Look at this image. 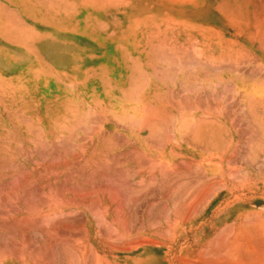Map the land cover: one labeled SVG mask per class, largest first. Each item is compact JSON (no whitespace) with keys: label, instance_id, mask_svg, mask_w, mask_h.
I'll use <instances>...</instances> for the list:
<instances>
[{"label":"crops","instance_id":"1","mask_svg":"<svg viewBox=\"0 0 264 264\" xmlns=\"http://www.w3.org/2000/svg\"><path fill=\"white\" fill-rule=\"evenodd\" d=\"M240 9L0 0V226L58 239L29 264H177L264 205V69L225 64L243 60L227 50L246 45ZM17 119L29 183L3 149ZM0 264H18L5 243Z\"/></svg>","mask_w":264,"mask_h":264},{"label":"rangeland","instance_id":"2","mask_svg":"<svg viewBox=\"0 0 264 264\" xmlns=\"http://www.w3.org/2000/svg\"><path fill=\"white\" fill-rule=\"evenodd\" d=\"M261 14L263 17L261 16ZM237 15H239L238 12L236 13V18H237ZM240 16H241V23H242V28H243L242 29V39L244 43H246V45H243L241 49L239 47H236V48L228 47L227 50L228 52L232 54H238V55L241 54L243 60L233 61L234 57L231 56V58H229L230 60H227L225 63L226 68L227 70H233V69L249 70L251 68L263 70L264 69V39H263L264 38V0H241ZM252 38L254 40H252ZM226 80H227V86H231L234 81L233 74L227 73ZM245 86L246 85H243L244 91L246 90ZM16 122L17 124L15 126L8 127L7 129V133L10 134L12 137V142H3V149L12 150L17 155L16 165L18 166V181L29 183V125H25L21 123L22 121H20L19 119H17ZM4 160L6 159H3V161ZM19 193L21 192L19 191ZM253 214L254 215L250 216V218L253 220V221L251 220L252 222H243L239 224V226H243L244 228L240 227V228L231 229L232 233H230L231 231L228 229L229 232L226 231L225 234L222 233L223 235L221 237L214 238L213 239L214 241L212 243L213 245L211 244L210 247L205 248V251L207 250L211 251L209 255H208V252H204L205 254L204 253L178 254L177 264H188V262L189 263L191 262L190 264L192 263L193 264H211V262H213V264L216 262H218L216 264H225L228 262L233 263V261L235 262V264L236 262L238 263L237 260H233L234 258L230 257V259L232 258L230 262V260L228 261L229 257L228 258L226 257L230 255L235 256L236 254L241 256L238 252H236L238 250L237 247L240 248V245L242 244L240 243L241 238H242L240 234L245 236L251 231H253V229H255V226L257 227L259 225V224H256L255 222L258 223L260 221L261 223H263L262 221L264 219V205L259 206L257 211ZM254 219L257 221H254ZM253 223H255V225H253ZM248 224L253 225V226L251 227ZM49 225H50L49 226L50 235L52 236L54 234L52 231V228L54 225L56 227L57 223H50ZM12 226L14 227V230L16 231L12 230V234L10 235L9 223H1L0 246H3L4 243L8 247L11 246L12 251H16L18 264H29V257L30 258L32 257L31 255L32 250L35 253L34 254L35 260L38 259L39 261H42L44 257H48L49 255L51 256L52 252L57 251V240H58L57 237L55 238L50 237L49 241L53 243L54 245L48 246L47 245L48 239H46V236H43L40 223H34V226L31 230H29V222H26V221H18L17 223H14V224L12 223ZM248 226L250 229L248 228V230H246L245 227H248ZM241 228H243L244 230ZM251 228L253 229L251 230ZM13 231L16 234H14ZM259 231L261 233V230ZM236 234L238 235V237ZM223 236L225 237L223 238ZM234 236L237 237V239ZM239 237H240V242L238 239ZM234 238L236 239V241L238 240L237 244L235 243L236 241ZM233 241L235 242L232 244ZM67 242H71V245L69 246L67 243L66 250L72 253V241H70L69 238H67ZM238 243L240 245H238ZM229 246H231L234 250L235 249L237 250L236 251L233 250V252L230 251L231 253L229 252L230 253L229 254L227 252L229 251V249H227L229 248ZM231 247L230 249H232ZM241 247L243 250L240 249V251H243V252L246 249H249L244 244H242ZM224 248L226 249V251L223 252ZM48 251H49V254H48ZM210 254L212 255V257L214 255V257L212 258ZM224 254L226 255L225 259L224 260L220 259L222 261L219 263V260H216V259H219V257L223 258L225 256ZM239 256L237 257L235 256L236 257L235 259H239L238 258ZM161 257L163 259L168 260L170 255L163 254L161 255ZM213 259H215L216 261L214 262ZM207 261H209L210 263H207ZM162 264H169V262L163 261Z\"/></svg>","mask_w":264,"mask_h":264},{"label":"bare ground","instance_id":"3","mask_svg":"<svg viewBox=\"0 0 264 264\" xmlns=\"http://www.w3.org/2000/svg\"><path fill=\"white\" fill-rule=\"evenodd\" d=\"M261 16H262V14H261ZM263 17V16H262ZM264 39V38H263ZM252 40H254L253 38H252ZM145 109V108H144ZM150 109H152L151 108V106H150ZM147 111V110H146ZM151 111V110H150ZM157 110H153V112H156ZM76 112V111H75ZM148 112V111H147ZM74 114V113H73ZM75 116V115H74ZM145 125V124H144ZM148 125H149V123H148ZM147 125V126H148ZM189 163H190V161H189ZM161 166V165H160ZM167 166V165H166ZM153 167V166H152ZM187 167V166H186ZM167 168V167H166ZM151 170H152V168H150ZM160 170V169H159ZM158 170V171H159ZM160 172V171H159ZM171 172V171H170ZM174 172H176V171H174ZM177 173V172H176ZM182 173V172H181ZM167 178V177H166ZM167 180H169V179H167ZM166 180V181H167ZM163 182V181H162ZM169 183V182H168ZM170 185V184H169ZM174 185V184H173ZM208 185V184H207ZM206 185V186H207ZM225 186V185H224ZM171 187V186H170ZM173 187V186H172ZM207 187H209V186H207ZM169 189H171V188H169ZM198 193H199V191H198ZM206 194V193H205ZM194 195H195V193H194ZM203 196H205V195H203ZM187 197V196H186ZM191 197V196H190ZM208 197V196H207ZM209 197H211V195L209 196ZM191 199V198H190ZM185 201V200H184ZM192 204H194V203H192ZM197 204V203H196ZM185 205V204H184ZM189 205V204H188ZM189 207H191L190 205H189ZM189 207L187 208L188 209V211L190 210L189 209ZM195 207V206H194ZM202 207V206H201ZM186 209V210H187ZM195 209V208H194ZM186 213V212H185ZM186 214H188V212L186 213ZM197 214V213H196ZM254 215V214H253ZM186 216V215H185ZM191 216V215H190ZM189 216V217H190ZM256 216H258V215H256ZM186 218V217H185ZM260 218V217H259ZM249 219H251V218H249ZM249 219L248 220H246V221H248V222H252L251 220L249 221ZM258 219V218H257ZM245 221V222H246ZM254 221H257V220H255L254 219ZM263 223H261L260 221L257 223V222H255L256 224H259L257 227L255 226V229H253V228H251V230L253 229V231H251L250 233H248L247 235H245V236H243L242 234H240V232H239V234L242 236V238H241V242H240V237L238 238L239 239V242L240 243H242V244H244V245H246V247H248L249 249H246L244 252L243 251H240V249L241 250H243L242 249V247H241V245L238 243V245H240V248L239 247H237L238 248V250L237 249H233L231 246H229V248H227V249H229V251H227L228 253L230 252V251H232L233 252V250L234 251H236V252H238L241 256H239V255H235L236 257L237 256H239L238 258L239 259H235L236 257L233 255V256H227L226 257V255L223 257V258H220L219 257V259H216V260H219V263L222 261V260H224L225 259V257L226 258H228L229 257V259H228V261L230 260V262H231V259L232 258H234L233 260H237L238 261V263L236 262V264H242V262H243V264H264V219H263V221H262ZM255 223H253V225H255ZM248 225H250V224H248ZM253 225H250L251 227L253 226ZM230 226V225H229ZM227 227V226H226ZM232 227V226H231ZM241 227H243V226H241ZM228 228H230V227H228ZM244 228V227H243ZM243 228H241V229H243ZM248 228H249V226L248 227H245V229L246 230H248ZM223 229V228H222ZM232 229V228H231ZM231 229H230V231H231ZM250 229V228H249ZM244 230V229H243ZM259 230H261V233H260V231ZM223 231H224V229H223ZM226 231H228V230H226ZM225 231V232H226ZM238 231V230H237ZM229 232V231H228ZM230 233H232V231L230 232ZM245 233V232H244ZM247 233V232H246ZM227 234V233H226ZM231 235V234H230ZM237 235V234H236ZM225 236H223V238H224ZM235 237V236H234ZM237 237H238V235H237ZM237 237H235L236 239H237ZM234 238V239H235ZM233 239V240H234ZM236 239H235V241H236ZM235 241H233L232 242V244L235 242ZM238 241V240H237ZM237 241L235 242L236 244H237ZM218 243V242H217ZM227 243H228V241H227ZM222 244V243H221ZM213 245V244H212ZM226 246H228V245H226ZM216 247V246H215ZM218 247V246H217ZM220 247V246H219ZM230 247L232 248V249H230ZM243 247H245V246H243ZM223 248V247H222ZM220 249V248H219ZM225 249V248H224ZM223 249V252L224 251H226V249L224 250ZM205 250V249H204ZM222 250V249H221ZM248 250V251H247ZM210 252V251H209ZM209 252H208V255H209ZM202 253H204V252H202ZM219 253V252H218ZM231 253V252H230ZM229 253V254H230ZM198 254V253H197ZM205 254V253H204ZM246 254V255H245ZM203 255V254H202ZM201 255V256H202ZM211 255V254H210ZM204 257V256H203ZM211 257H212V255H211ZM213 257H214V255H213ZM212 257V258H213ZM230 257H232L231 259H230ZM217 258V257H216ZM220 259H222V260H220ZM207 260H209V259H207ZM214 260V262L216 261L215 259H213ZM232 260V261H233ZM187 261V260H186ZM205 261V260H204ZM203 261V262H204ZM206 262V261H205ZM224 262V261H223ZM245 262V263H244ZM191 263V262H190ZM189 262H188V264H190ZM207 263H210L209 261H207ZM216 263H218V262H216ZM216 263H214V264H216ZM233 263L235 264V262L233 261ZM233 263H225V264H233ZM193 264V263H192ZM211 264H213V262H211Z\"/></svg>","mask_w":264,"mask_h":264}]
</instances>
